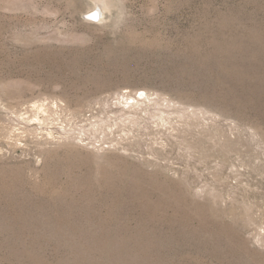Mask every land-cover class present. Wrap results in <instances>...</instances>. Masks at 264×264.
<instances>
[{
	"label": "rangeland",
	"instance_id": "1",
	"mask_svg": "<svg viewBox=\"0 0 264 264\" xmlns=\"http://www.w3.org/2000/svg\"><path fill=\"white\" fill-rule=\"evenodd\" d=\"M0 264H264V0H0Z\"/></svg>",
	"mask_w": 264,
	"mask_h": 264
},
{
	"label": "bare ground",
	"instance_id": "2",
	"mask_svg": "<svg viewBox=\"0 0 264 264\" xmlns=\"http://www.w3.org/2000/svg\"><path fill=\"white\" fill-rule=\"evenodd\" d=\"M97 11V10H96ZM99 10L97 12H95V14L92 15V17L97 18V20L99 19Z\"/></svg>",
	"mask_w": 264,
	"mask_h": 264
},
{
	"label": "built area",
	"instance_id": "3",
	"mask_svg": "<svg viewBox=\"0 0 264 264\" xmlns=\"http://www.w3.org/2000/svg\"><path fill=\"white\" fill-rule=\"evenodd\" d=\"M90 17H91V18H90ZM90 17L88 18L89 21H91V22H92V21L97 22V20H94V19L92 18V16H90Z\"/></svg>",
	"mask_w": 264,
	"mask_h": 264
}]
</instances>
